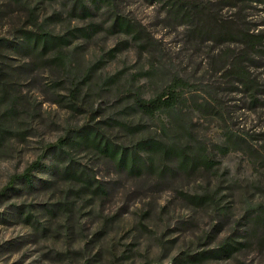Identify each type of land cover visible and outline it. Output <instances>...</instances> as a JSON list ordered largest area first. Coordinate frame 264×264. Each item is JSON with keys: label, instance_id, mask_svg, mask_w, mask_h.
Masks as SVG:
<instances>
[{"label": "rangeland", "instance_id": "1", "mask_svg": "<svg viewBox=\"0 0 264 264\" xmlns=\"http://www.w3.org/2000/svg\"><path fill=\"white\" fill-rule=\"evenodd\" d=\"M258 204L264 0H0V264H264Z\"/></svg>", "mask_w": 264, "mask_h": 264}, {"label": "trees", "instance_id": "2", "mask_svg": "<svg viewBox=\"0 0 264 264\" xmlns=\"http://www.w3.org/2000/svg\"><path fill=\"white\" fill-rule=\"evenodd\" d=\"M241 43L245 46V48H254L260 45V37L256 36L246 38L242 36ZM240 79L242 83L248 84L251 86V82H249L248 79H246L243 72L239 73ZM176 94L174 90L168 89L167 91H164L160 94H158L155 98L150 100H142L140 98L136 99V105L138 109L143 112L147 116H154L156 113L161 112L163 110H171L175 107V102L177 100ZM124 160H120V163L122 164ZM35 166H32L30 170H27V172L24 174L23 178L27 179L31 169H34ZM255 221L257 223H264V204H258L255 207Z\"/></svg>", "mask_w": 264, "mask_h": 264}]
</instances>
